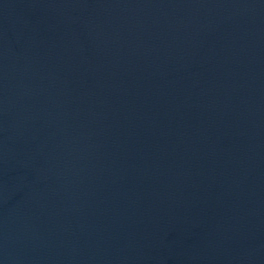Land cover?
<instances>
[{
	"label": "water",
	"instance_id": "obj_1",
	"mask_svg": "<svg viewBox=\"0 0 264 264\" xmlns=\"http://www.w3.org/2000/svg\"><path fill=\"white\" fill-rule=\"evenodd\" d=\"M0 264H264V0H0Z\"/></svg>",
	"mask_w": 264,
	"mask_h": 264
}]
</instances>
